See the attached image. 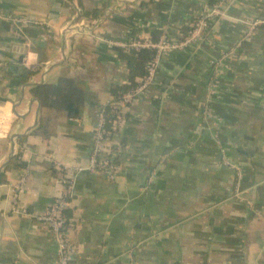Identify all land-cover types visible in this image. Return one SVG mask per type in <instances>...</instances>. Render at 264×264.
<instances>
[{"label":"crops","instance_id":"crops-1","mask_svg":"<svg viewBox=\"0 0 264 264\" xmlns=\"http://www.w3.org/2000/svg\"><path fill=\"white\" fill-rule=\"evenodd\" d=\"M217 2L225 15L161 56L105 140L113 178L87 170L99 112L128 75L108 41L177 40ZM0 15L30 21L0 18V264H57L37 218L64 177L72 264H264V0H0ZM81 22L86 34L67 30ZM60 77L83 93L77 118L29 92ZM40 119L46 137L31 134ZM19 150L25 167L5 169Z\"/></svg>","mask_w":264,"mask_h":264},{"label":"built area","instance_id":"built-area-1","mask_svg":"<svg viewBox=\"0 0 264 264\" xmlns=\"http://www.w3.org/2000/svg\"><path fill=\"white\" fill-rule=\"evenodd\" d=\"M225 5L222 2H217L213 5H204L201 7L199 19L195 23L192 31L189 35L184 37L182 40H169L166 34H162L157 41H152L150 38H143L141 40L130 39L126 42H113L108 41V43L112 46L124 48L126 50H141V49H152L155 50V56L149 66L147 67V75L144 80L130 92L126 93L119 104L113 103L111 107L114 110L123 111L126 106L131 105L135 100L141 97L147 88L153 83L157 69L159 67V62L161 56L163 54H168L172 51L182 50L184 48L191 47L193 44L198 43L203 40L210 23H213L217 18L225 15L224 13ZM5 20L10 21L12 24L16 25L20 24H28L29 20L22 18H12L8 16H1ZM262 23L260 21L254 22V25ZM68 31L72 30L75 34H86L89 32V28L84 25L82 22L75 26L67 28ZM235 50L232 49L229 51V54H232ZM227 54V56L229 55ZM224 55L222 58H225ZM123 123L122 115L119 113L115 117V124L120 128ZM104 117L102 114V110L99 112L98 120L94 132L93 138V147L91 154L88 158V164L86 169L90 171L102 170L107 172L109 178H113V174L115 173L116 166L113 164L111 157L104 152ZM83 168H79L78 171ZM65 181H60L61 184H64ZM72 189V185H71ZM71 195V193H70ZM57 198H61L58 196ZM14 199V198H13ZM58 205H51L53 209H47L44 214L39 216L37 219L39 221L47 224L51 230L53 239L57 245V264H72L73 255L75 253V247L71 245L68 239L67 229L63 228V219L60 217L59 209H63L67 207V203L65 201L59 200ZM50 207V206H49ZM12 212L18 215L28 216L31 215L26 212V209L20 208H12Z\"/></svg>","mask_w":264,"mask_h":264},{"label":"trees","instance_id":"trees-1","mask_svg":"<svg viewBox=\"0 0 264 264\" xmlns=\"http://www.w3.org/2000/svg\"><path fill=\"white\" fill-rule=\"evenodd\" d=\"M213 5V4H212ZM199 18H190L188 24L182 28L181 37L177 40H182L184 37L190 34L195 23ZM152 41H157L162 33H151L149 34ZM117 56L121 59L127 67L128 75L127 81L122 86H115L110 89L111 99L102 109V114L104 117V138L109 139L115 132L118 131L119 127L115 124V117L119 113L122 115V120H126V108L123 111L114 110L111 105L113 103L119 104L122 97L134 90L146 77L147 67L153 60L155 56V50L152 49H124V48H115ZM35 73V71H28L26 76ZM29 92L31 96L37 100L40 107L47 110H53L58 113H63L66 115L67 119L77 118L80 114L81 107L83 105V93L80 89L77 88L75 82L68 77H60L54 84L42 83L39 85L30 86ZM48 133V122L40 119L35 128L31 131L32 135H39L46 137ZM21 153L19 152L11 158V161L7 165V168L13 167L18 169H23L25 163L21 161ZM63 174V172H62ZM3 174H0V183L4 182ZM65 181L62 184L64 190L60 195L61 198H54L50 204L49 210L53 209L51 205H58V201L62 200L68 202L72 194L71 183L72 180L69 177H64L61 179ZM60 217L63 219V228H68L71 225V220L67 215L68 208L59 209Z\"/></svg>","mask_w":264,"mask_h":264}]
</instances>
